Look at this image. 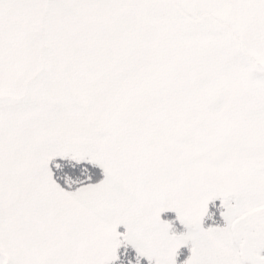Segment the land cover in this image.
Here are the masks:
<instances>
[{"label":"snow or ice","instance_id":"obj_1","mask_svg":"<svg viewBox=\"0 0 264 264\" xmlns=\"http://www.w3.org/2000/svg\"><path fill=\"white\" fill-rule=\"evenodd\" d=\"M0 264H264V0H0Z\"/></svg>","mask_w":264,"mask_h":264}]
</instances>
